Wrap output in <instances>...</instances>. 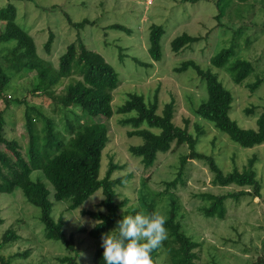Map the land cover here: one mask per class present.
<instances>
[{
	"label": "rangeland",
	"instance_id": "374dc122",
	"mask_svg": "<svg viewBox=\"0 0 264 264\" xmlns=\"http://www.w3.org/2000/svg\"><path fill=\"white\" fill-rule=\"evenodd\" d=\"M217 1L0 0V9L9 3L16 6L17 22L34 37L38 54L55 66L68 45L79 37V31L69 24L68 18L75 22L95 20V25H88L81 30L80 37L88 47L101 53L119 73L120 85L113 92L114 108L126 102L131 93L144 95L148 101L158 97L160 110L165 103L175 101V122L183 126L186 124L185 120L189 119L191 130H194L197 121L194 110L205 97L206 84L192 67L182 73L176 71L183 61L192 59L203 69H211L218 74L224 86L233 92L235 101L232 119L243 128L256 129L258 117L264 108V0H235L234 6L221 15ZM114 23L128 27L131 32L109 29L108 26ZM152 24H161L166 29L163 38L165 52L161 61L152 60L149 54ZM3 27L4 24L0 21V32ZM51 32L55 37L50 53L46 51L45 44ZM184 32L200 35L201 42L175 53L170 43L176 35ZM233 44L236 55L230 62L237 58L246 59L254 67L253 72L239 84L233 82L227 66L213 67L210 61L212 56ZM7 45L13 46L15 41L1 43L0 48ZM33 76L34 73L13 80L7 91L22 99L28 95ZM259 79L263 83L253 92L250 86ZM64 81L54 97L55 101L64 96L65 87L70 80ZM29 98L47 109L52 103L47 98H32L30 94ZM249 108H254V111L246 112ZM0 109H5L1 101ZM23 114L24 105L14 104L5 115L8 137L20 140V144L25 146L28 134ZM132 115L133 113H116L108 120L110 142L105 153L103 152L100 173L101 177L105 175L112 159L126 164V169L120 172L133 173V177L125 187L120 188V192L123 193L122 198L126 195L133 203L137 201L144 181L151 193L164 191L166 182L176 179L178 175L181 156L188 154L190 149L187 145H175L172 151L159 155L154 167L145 168L130 152L132 145L141 142L140 138L130 137L129 128L122 123V119ZM202 124L207 129V134L197 145V149L213 156L225 172L235 168L243 169L252 157H256L254 168L262 185L261 197H245L240 202L230 199L226 203V219L207 217L201 210L205 205L201 194H222L228 189L240 188L213 185V174L209 166L204 161L189 159L184 172L186 184L179 183L174 189L181 203L182 223L187 234L202 243L198 264H254L264 248V143L249 148L242 147L228 134L216 129L214 123L203 120ZM214 137L218 139L215 146L212 144ZM32 178H40L53 191V186L40 171H35ZM50 198L54 202V218L59 219L62 215L65 219V233L67 236L74 235L79 255L68 252L61 241L46 237L40 208L26 199L21 188L12 193L0 192V216L3 219L0 224V242L8 229H13L20 236L17 241L4 245L1 254L12 258L11 264H63L58 258L67 254L77 256L80 264H93L92 254L101 248L102 241L101 238H91L82 230L94 227L97 221L83 215L81 210L98 209L103 200V191L98 190L74 211L68 210L69 200L56 201L53 195ZM120 200L121 197L118 196L117 201ZM164 200L162 214L166 213L164 206H167L168 197L165 196ZM27 250H31L27 257H13ZM165 259L166 255L162 252L157 264H165Z\"/></svg>",
	"mask_w": 264,
	"mask_h": 264
},
{
	"label": "trees",
	"instance_id": "16d2710c",
	"mask_svg": "<svg viewBox=\"0 0 264 264\" xmlns=\"http://www.w3.org/2000/svg\"><path fill=\"white\" fill-rule=\"evenodd\" d=\"M184 1L196 3L199 0ZM233 3L235 0H218L220 15L234 6ZM0 21L4 24L0 32V44L15 41L13 46L0 48V101L5 106V109H0V192L12 193L21 188L26 199L40 208L41 221L48 239L61 241L68 252L79 255L74 235L67 236L65 233V219L62 215L59 219L53 216L54 202L51 195L56 201L69 200L68 210L74 211L98 190L103 191V200L98 209L81 210L83 215L97 221L94 227L82 229L94 239L101 238L102 234L116 228L117 221L124 215H135L141 210L149 213L158 210L162 213L164 197L167 196L168 203L164 206L166 213L163 215L166 217L168 239L152 252L154 264H157L162 252L166 255L165 264H198L202 243L187 234L182 223L180 199L174 192L179 183L186 184L184 172L189 159L204 161L209 166L213 174V185L240 188L228 189L222 194H201L205 201L201 210L207 217L226 219V203L230 199L240 202L245 197H261L262 185L254 168L256 157H252L243 169L235 168L225 172L213 156L197 149V145L207 134L203 120L214 123L216 129L228 134L242 147L249 148L264 143V108L258 117L256 129L240 126L231 117L235 101L233 92L224 86L219 75L211 69H203L192 59L183 61L176 69L182 73L192 67L206 84L205 97L194 110L197 121L194 130H191L189 119L185 120L186 124L183 126L175 122V101L165 103L160 110L158 97L148 101L144 95L131 93L126 102L117 108L113 107V92L120 85L119 73L101 53L88 47L80 37L81 30L88 25H95V20L75 22L68 18L69 24L79 31V37L68 45L57 66L38 54L34 37L17 22V8L13 3L0 9ZM108 28L131 32L128 27L119 23L111 24ZM165 33L166 29L161 24H152L150 27L149 54L154 61H161L164 57ZM54 37L51 32L45 44L47 52L51 53ZM201 39L200 35L184 32L176 35L170 45L175 53H180L185 48L200 43ZM235 55L236 48L233 44L212 56L210 61L213 67L227 66L231 79L239 84L253 72L254 67L246 59L237 58L230 62ZM32 73L34 76L28 95L21 99L7 91L13 80ZM65 79L70 82L65 87L64 96L55 101L54 97ZM262 83L263 80L259 79L250 89L255 92ZM29 94L32 98H47L52 103L48 109L44 108L42 104L32 101ZM14 104L24 105L23 120L28 134L25 146L20 144V140L8 137L5 114ZM253 111L254 108L246 109L248 113ZM116 113H133L122 119V123L129 128L130 137L140 138L141 142L132 145L130 152L147 169L154 167L159 155L172 151L175 145H187L190 149L188 154L181 156L178 175L176 179L166 182L164 191L151 193L144 181L138 199L133 203L126 195L122 198L123 193L120 192V188L125 187L133 177V173L120 172L126 169V164L112 159L105 175L101 177L100 173L103 152L105 153L110 142L108 120ZM217 141V137H214L213 146ZM35 171L42 173L53 186V191L40 178H32ZM118 196L121 197L120 201H117ZM2 222L0 216V224ZM19 238V234L13 229L5 231L0 242V264H11L12 258L3 256L1 250L4 245ZM30 251L17 253L13 257L25 258ZM103 251L101 247L93 252V264H105ZM77 256L67 254L59 257L58 261L63 264H80ZM254 264H264V248Z\"/></svg>",
	"mask_w": 264,
	"mask_h": 264
},
{
	"label": "clouds",
	"instance_id": "9594fccd",
	"mask_svg": "<svg viewBox=\"0 0 264 264\" xmlns=\"http://www.w3.org/2000/svg\"><path fill=\"white\" fill-rule=\"evenodd\" d=\"M166 217L158 210L124 215L101 236L105 264H154L152 252L168 239Z\"/></svg>",
	"mask_w": 264,
	"mask_h": 264
}]
</instances>
